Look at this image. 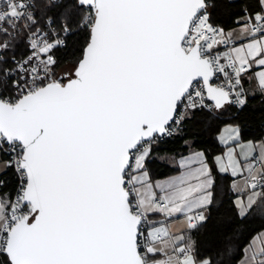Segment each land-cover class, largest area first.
<instances>
[{
	"label": "snow or ice",
	"instance_id": "snow-or-ice-1",
	"mask_svg": "<svg viewBox=\"0 0 264 264\" xmlns=\"http://www.w3.org/2000/svg\"><path fill=\"white\" fill-rule=\"evenodd\" d=\"M239 2L226 32L214 18L237 0H0V264H214L190 236L209 219L214 168L246 194L238 216L264 212V142L239 145L242 164L237 124L211 163L194 153L156 184L146 169L159 139L201 114L237 119L248 85L264 94V0Z\"/></svg>",
	"mask_w": 264,
	"mask_h": 264
},
{
	"label": "trees",
	"instance_id": "trees-1",
	"mask_svg": "<svg viewBox=\"0 0 264 264\" xmlns=\"http://www.w3.org/2000/svg\"><path fill=\"white\" fill-rule=\"evenodd\" d=\"M237 4L238 6L222 7L217 12L214 19L221 27L227 29L237 24L239 8L244 6L239 0ZM83 35L81 33L80 36L69 37L68 47L57 53L61 59V66L72 62L79 55ZM235 116H237L235 110H230L218 119L206 120L201 114L195 121L184 124L175 135L159 139L152 145V150L178 154L190 149H201L211 163L214 157L223 151V146L218 144L216 136L225 123L239 125L242 139L256 141L264 136V101L261 97H248L245 109L239 112L237 119H233ZM213 171L217 182L209 219L190 236L195 241L201 257L212 259L214 264H237L249 240L264 228V212L256 208L244 218L238 216L231 197L230 177L217 173L215 168Z\"/></svg>",
	"mask_w": 264,
	"mask_h": 264
},
{
	"label": "crops",
	"instance_id": "crops-1",
	"mask_svg": "<svg viewBox=\"0 0 264 264\" xmlns=\"http://www.w3.org/2000/svg\"><path fill=\"white\" fill-rule=\"evenodd\" d=\"M233 29H238L237 24L235 26H232V27L225 29V31L230 32ZM247 87L249 88L247 97L259 96L264 101V94L260 93L258 90H255L253 85H248ZM228 124H233V123H230V122L225 123L221 127L220 131L217 133V136H216L217 142L219 145L223 146V151L217 155H221L226 150L225 144L222 143L220 140V135L223 133L225 136H227V132H225L224 130L226 128V125H228ZM249 142H251L255 145H259L262 142H264V136L259 140L253 141V140H249V139H247V140L242 139L241 133H240L239 144H237L235 142H230L228 144V147H234L236 149V152L238 154V157L241 159L242 164H246V163H248V161L243 159L244 153H243V151L239 145H247ZM197 152H203V150H201V149H190L186 152H182V153H178V154H176L174 152H168V151L158 150V149L152 150L150 153V156L148 157V159L146 161V169L148 171L150 180L153 182V184H156V183H163V182L168 181L172 178L180 176L185 171V169L180 167V161L182 159H186V158L192 156L194 153H197ZM164 171H165V173H162ZM160 173H162V174H160ZM229 177H230V191L232 193L231 197L234 200V202L236 201L238 195H244L246 198V194L236 193L232 190L231 184H232L233 178L231 176H229ZM236 179L238 182H241V183L243 182V177H237ZM157 191H159V190L157 189ZM151 219L158 221L159 224H161V225H167L174 232L178 231V229L182 226V223H183L182 219H177V220H174L172 222H168L164 216L159 215V214L154 215L153 217H151ZM164 220H166V224L164 223ZM261 235H264V228H262L256 234H254L252 236V238L249 240L248 244L244 247L243 254L240 257V259L238 260L237 264H243V261H245L246 258L251 257L253 251L258 252L260 248L264 247V242H262L259 239V237H261ZM262 260H264V254H258L256 256V260L252 261L251 264H260V261H262Z\"/></svg>",
	"mask_w": 264,
	"mask_h": 264
},
{
	"label": "built area",
	"instance_id": "built-area-1",
	"mask_svg": "<svg viewBox=\"0 0 264 264\" xmlns=\"http://www.w3.org/2000/svg\"><path fill=\"white\" fill-rule=\"evenodd\" d=\"M226 47L227 46H222L221 50H226ZM247 100H248V97H247ZM183 128V126H182ZM180 129H178L173 135H175ZM164 223L166 224V220H164Z\"/></svg>",
	"mask_w": 264,
	"mask_h": 264
},
{
	"label": "rangeland",
	"instance_id": "rangeland-1",
	"mask_svg": "<svg viewBox=\"0 0 264 264\" xmlns=\"http://www.w3.org/2000/svg\"><path fill=\"white\" fill-rule=\"evenodd\" d=\"M69 63H71V62H68V63H66V64H69ZM66 64H65V65H66ZM63 66H64V65H63Z\"/></svg>",
	"mask_w": 264,
	"mask_h": 264
}]
</instances>
